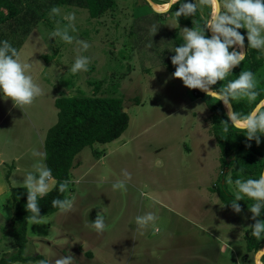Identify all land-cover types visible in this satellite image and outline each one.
<instances>
[{"label": "rangeland", "instance_id": "1", "mask_svg": "<svg viewBox=\"0 0 264 264\" xmlns=\"http://www.w3.org/2000/svg\"><path fill=\"white\" fill-rule=\"evenodd\" d=\"M115 4L97 18H90L83 8L58 5L62 12L75 13L71 34L90 44L84 53L91 57L86 72L68 71L77 54L74 44L58 38L47 41L57 20L60 26L66 23L60 17L50 19L49 10L20 51L22 58L38 51L29 61H36L33 71L43 94L29 106L14 108L17 122L8 118L0 126V158L6 161L0 169V189L7 190L1 194L7 201L12 203L10 188L19 185L16 175L11 178L17 185L9 179L7 148L13 134L32 122L36 133L45 137L57 119L56 96L91 95L96 87V95L122 99L128 122L117 138L94 142L76 155L66 189V196L74 198L72 208L36 222L28 219L22 252L39 257L13 264H39L41 259L54 261L69 253L76 264H250L255 251L245 250L248 212L241 208L235 213L214 190L220 184L231 199L235 196L228 169L220 170L219 149L208 130L210 111L200 96L171 75L175 70L170 61L175 42L171 33L180 34L179 28L187 26L170 15H154L149 3L140 0ZM262 56L255 73L260 99ZM4 111L0 105V114ZM260 138L257 157L264 159V135ZM34 148L40 150L39 144ZM30 158L31 152L22 156L28 162ZM122 171L129 173L125 189L113 191L111 185L123 179ZM247 178L251 177L239 179ZM244 200L250 199L237 203ZM103 211L105 229L98 234L90 222ZM146 212L156 221L140 228L134 218ZM4 222L0 218V256L16 250L11 219Z\"/></svg>", "mask_w": 264, "mask_h": 264}, {"label": "clouds", "instance_id": "2", "mask_svg": "<svg viewBox=\"0 0 264 264\" xmlns=\"http://www.w3.org/2000/svg\"><path fill=\"white\" fill-rule=\"evenodd\" d=\"M177 0H165L162 6H156L149 0V6L158 14L166 13ZM208 9L207 18L203 24L191 28H179L182 43L174 46L170 57L174 66L172 77L179 78L188 89H199L207 96L220 101L226 109L227 122L221 121L223 131L228 132L229 126L240 129L245 137L257 145L261 135H264V98L257 100V80L251 70H241L235 79H229L221 87L213 89L211 86L217 81H225L232 73V69L241 64L245 59L248 49L256 50L259 55H264V0H181L173 17L177 22L178 17L194 16L197 11ZM49 18L60 17L66 23L60 26V20L56 21V27L47 33L49 38H57L67 44H74L76 55L74 56L68 71L76 74L86 72L91 60L87 54L90 44L74 37L75 13L62 12L58 6L49 9ZM207 29L211 35H205ZM241 29L244 33L241 34ZM247 41V50H244V42ZM36 45V44H35ZM34 45V46H35ZM36 47V46H35ZM40 47L42 45L40 44ZM39 47V48H40ZM37 48V47H36ZM38 49V48H37ZM47 48L44 49V52ZM38 52V51H34ZM22 58L20 51L13 47L8 40L0 39V99H10L13 106L23 107L31 105L34 100L43 94L40 84L35 78L33 64L29 58ZM246 100L254 106L246 113L232 110V101ZM33 163L30 169L20 175L23 179L19 185L26 190L28 219L36 222L40 219L38 199L45 197L52 187L57 192L63 193L67 189L68 181L56 182L52 176V169L45 163L46 153L33 149L31 151ZM123 179L112 183L113 191L124 190L125 181L129 173L122 171ZM13 185L17 181L9 178ZM51 182V184H50ZM235 187V196L229 203L235 213L241 211L239 203L244 197L252 201L248 207L251 219L250 235L257 240L264 238V169H261L258 177L247 179H235L230 181ZM143 196L144 193H141ZM73 197L53 198L51 206L60 212L72 208ZM135 224L140 227L153 226L156 216L151 212L137 215ZM92 228L99 234L105 229L103 215L97 214L90 222ZM264 247L255 250L250 264H264ZM39 264H76L73 256H58L56 259H41Z\"/></svg>", "mask_w": 264, "mask_h": 264}, {"label": "trees", "instance_id": "3", "mask_svg": "<svg viewBox=\"0 0 264 264\" xmlns=\"http://www.w3.org/2000/svg\"><path fill=\"white\" fill-rule=\"evenodd\" d=\"M140 1L146 5L148 4L147 0ZM151 1L156 2L155 0ZM180 2L181 0H177L176 4H173L166 13L162 14L174 18V11L178 8ZM58 5L83 8L90 18H97L107 10H113L116 6L115 0H0V39L8 40L13 47L18 49L35 27L43 12L45 13L52 6ZM154 15L158 16L160 14L154 12ZM207 15L208 9L204 15L198 10L192 17L181 15L178 17L177 23L191 28L203 24ZM240 31L241 34L244 33L243 29ZM205 35H209L207 29H205ZM171 37L175 40L174 46L182 43L179 33L173 32ZM244 48L246 51V39ZM262 64L263 56L259 55L256 50L248 49L245 59L240 65L232 69V73L226 77V80L217 81V84L211 87L213 89L221 87L227 80L235 79L241 70H251L255 74ZM96 89L94 87V93L91 95H58L54 99L57 119L45 134L43 152L46 153L45 163L52 169V176L56 182L68 180L70 170L77 164L75 157L85 146L94 142H109L117 138L127 126L128 115L124 111L122 99L118 96L96 95ZM191 91L201 97L210 111L208 117L210 127L208 130L219 149L220 170L228 169L229 181L245 175L253 179L257 178L264 165V159L257 157L263 139L260 138V143L257 145L254 140L249 141L244 136L243 131L231 126H229L228 132L225 133L221 121L227 122V116L220 101H216L213 97L207 96L197 89H191ZM260 98L259 92L257 100ZM253 106V104L242 103V101L232 103L233 111L240 113L248 112ZM214 190L224 203L229 205L232 202V199L220 184ZM10 197L13 204L12 236L16 250L8 255L2 254L0 264H13L16 261L25 262L39 257V255L24 256L22 252L26 235V223L28 216L31 215L24 208L26 190L23 189V186L11 187ZM64 197H66V191L59 193L52 187L45 197L38 199L39 215H49L58 211L51 206L50 202L53 198ZM251 203V200H247L240 205V208L248 212L249 218L251 213L248 211V207ZM250 222L251 225L254 221L250 218ZM248 232L245 236L246 254L264 245V238L257 240L252 237L249 227ZM261 260L264 261V257Z\"/></svg>", "mask_w": 264, "mask_h": 264}, {"label": "crops", "instance_id": "4", "mask_svg": "<svg viewBox=\"0 0 264 264\" xmlns=\"http://www.w3.org/2000/svg\"><path fill=\"white\" fill-rule=\"evenodd\" d=\"M31 33V32H30ZM30 38V34L25 38L23 43L19 46L18 50L21 51L22 48H24L27 45V42ZM55 99V98H54ZM54 102V101H53ZM0 105H2L5 108L4 113L0 114V126L4 121H6L8 118H11L12 124L14 122H17V118L19 117L18 113H13V110L15 106H13L10 99H0ZM25 113V111L21 110ZM11 124V125H12ZM29 127L26 125H23L22 129L17 133L13 134V139L10 141V145L8 146V159L7 162H11L9 169V178L12 177V175H16V180H18V183L22 182V175L23 171L30 169L31 164L33 163V158H30V161L22 159V156L26 155L27 153H30L36 143L39 144L40 150L43 151V138L41 134L36 133V128L33 125L32 122H29ZM22 153V154H21ZM1 157V152H0ZM76 158V157H75ZM6 161L2 158H0V169L3 163ZM0 180H2L0 175ZM2 182V181H1ZM12 184V183H11ZM22 186V185H18ZM7 190L3 187L0 189V218L3 219L5 222L8 223L10 219L13 216V204L10 202V200L7 201L6 197H4L3 193H5Z\"/></svg>", "mask_w": 264, "mask_h": 264}, {"label": "bare ground", "instance_id": "5", "mask_svg": "<svg viewBox=\"0 0 264 264\" xmlns=\"http://www.w3.org/2000/svg\"><path fill=\"white\" fill-rule=\"evenodd\" d=\"M151 3L154 4V5H156V6H162L164 4V3L159 4V3H156V2H153V1H151Z\"/></svg>", "mask_w": 264, "mask_h": 264}, {"label": "water", "instance_id": "6", "mask_svg": "<svg viewBox=\"0 0 264 264\" xmlns=\"http://www.w3.org/2000/svg\"><path fill=\"white\" fill-rule=\"evenodd\" d=\"M147 2L149 3V0H147ZM208 31V30H207ZM208 33H209V35H211V33L208 31ZM244 50H245V48H244ZM198 91H200V92H203V91H201V90H199V89H197ZM204 93V92H203ZM225 111H226V109H225ZM264 169V168H263Z\"/></svg>", "mask_w": 264, "mask_h": 264}]
</instances>
